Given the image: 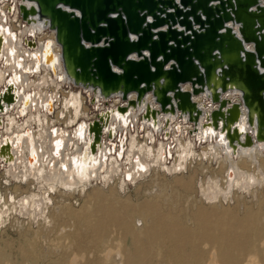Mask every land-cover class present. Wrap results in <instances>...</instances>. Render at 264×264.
<instances>
[{
  "label": "bare ground",
  "instance_id": "6f19581e",
  "mask_svg": "<svg viewBox=\"0 0 264 264\" xmlns=\"http://www.w3.org/2000/svg\"><path fill=\"white\" fill-rule=\"evenodd\" d=\"M23 5L30 11L35 7V4L25 0H0V108L6 112H0L3 118V123H0V168L3 164L5 173L13 181H33L43 195L39 197L40 194L33 193L25 198L20 209L23 215H30L32 221L38 222L43 218L50 225L53 220L50 215L47 217L50 202L47 195L52 192L63 189L69 192L86 191L94 187V183L103 182L106 185L115 177L120 180L118 186L125 187V183L130 186L136 184L150 177L152 172L173 174L187 170L190 173L188 177L176 175L173 183L176 182L183 191L191 188L196 197L202 194L211 201L220 197L211 206L220 203L222 197L227 200L232 191L228 202L236 191L235 197L240 206L239 192L258 187L252 193L258 196L260 208L254 210L244 204L245 217H235L223 224L221 220L225 218L214 219L206 209L184 217L172 210L175 215H168L166 211L164 214L167 215H161L159 205L152 204L148 205L150 210L141 211L139 221L142 228L139 230L124 212L109 206L106 201L97 210V213L100 212L93 225L92 240L95 245L101 246L100 251L104 254L102 264H264V137H256L255 122L248 121L240 92L230 89L221 95V99L228 101L224 114L228 116L232 109L235 118L232 123L226 124V130L223 120L214 125L211 118L212 113L219 109V104H213L209 99L214 96L213 89L193 95V101L202 113L193 122H190L189 113L178 111L176 105L174 112L163 113L152 93H147L141 102H137L135 92L128 94L124 101L122 93L114 95L110 101L113 104L108 106L105 100H100L93 104L94 111H97L95 120L101 125L100 143L94 147L92 139L88 142V128H93L88 125L91 122L88 108L82 92L73 90V87L82 88L71 84L65 72L56 34L37 15L30 13L25 21L22 18ZM252 49L250 46L249 50ZM134 57L137 58L136 55ZM63 88H70V92L61 94ZM182 89L192 91L190 84L182 85ZM218 91L221 92V89ZM129 104H135V107ZM121 105L122 108L119 107ZM234 105H238L239 109ZM57 108L59 111L54 123L51 117ZM126 108V113H122ZM64 124L66 127L61 126ZM231 134L232 142L227 139ZM138 135L145 140L140 141ZM152 142L158 145L150 146ZM197 143L207 144L202 154L195 149ZM174 155L175 161L171 164L169 159ZM206 155L208 163L204 162ZM215 157L218 160L221 157L217 169L213 167ZM195 161L199 162L197 166ZM166 163H170L169 167ZM209 173H213V180H203L199 187L200 175L206 177ZM219 176L221 182L217 180ZM155 185V196L164 197V202L168 204L166 207L171 206L170 188L167 186L163 190ZM8 201L0 194V229L10 220L13 204ZM45 205L48 207L44 210ZM87 213L84 212L82 217L88 216ZM223 215L226 217L227 214ZM112 225L127 240L131 239L129 255L125 252L128 247L122 246L123 242L116 241L118 245L115 247L112 242L114 236H107ZM144 232L148 233L149 247L141 244V235H136ZM26 257L30 260L28 255Z\"/></svg>",
  "mask_w": 264,
  "mask_h": 264
},
{
  "label": "water",
  "instance_id": "95a60500",
  "mask_svg": "<svg viewBox=\"0 0 264 264\" xmlns=\"http://www.w3.org/2000/svg\"><path fill=\"white\" fill-rule=\"evenodd\" d=\"M25 1L35 7L23 5L22 18L31 13L47 22L71 84L92 93V105L105 100L108 106L114 95L122 93L124 101L134 92L141 102L152 93L163 113L176 105L193 122L202 114L193 95L213 89L209 99L219 109L211 118L225 126L235 120L232 109L224 114L228 101L221 99L231 89L240 92L256 137H264V0ZM88 125V142L96 147L101 125ZM227 139L232 142V134Z\"/></svg>",
  "mask_w": 264,
  "mask_h": 264
},
{
  "label": "rangeland",
  "instance_id": "374dc122",
  "mask_svg": "<svg viewBox=\"0 0 264 264\" xmlns=\"http://www.w3.org/2000/svg\"><path fill=\"white\" fill-rule=\"evenodd\" d=\"M73 90L77 91L78 93L82 92L85 105L88 108V112H87L89 114L88 119H90L91 121L97 119L96 118L97 111L96 109L94 111L93 105L91 104V100L93 97L92 93L86 94L83 92L82 89H78L75 87H73ZM60 92L61 94L63 92L68 94V92H70V88H63L62 90H60ZM88 95H91V96H88ZM110 101L108 102V105L113 104ZM58 111H59V108L56 109L54 116L51 117L54 123L56 122L55 119H56V114ZM61 126L66 127L65 124ZM138 136H139L138 138L140 141L145 140V137H141L140 135ZM186 140H190V139L186 138ZM183 141L184 140H182V142ZM157 145H158L157 142L156 143L152 142L150 144V146H155V147ZM206 146L207 144L205 145V144L197 143V145L195 146V149L198 154L200 153L202 154L203 149ZM175 157L176 156L174 155V158L169 159L171 164L174 163ZM216 157L213 158V167L217 169L218 161L220 160L221 157L219 158V160ZM204 162L208 163L207 155L204 158ZM170 163L168 164L166 163V165L169 167ZM198 163L199 162L195 161L194 165L197 166ZM118 174L120 175V173ZM176 175L188 177L190 173L187 170L181 173L175 172L173 174H171L170 172H166V171H160L159 173H156V174L152 172V175L150 177L144 180H141L140 182L133 184L131 186L127 185L124 181L125 187L122 185L118 186V184L120 183V180L117 177H115L109 182V184H106V185L103 182L102 184L94 183V187L88 188L86 191H81L80 189L78 191L69 192V191H63L64 190L63 189L62 191H57L55 193L52 192L47 195V197L50 199L47 217L50 215L49 217H51L53 220L52 223L49 225L46 223V220L43 218L40 219V222L32 221L31 220L32 216L30 215L25 216L23 215L22 210L20 211V209L22 208V201L25 198L31 197L33 193L34 194L38 193L40 194L39 197H43V195L41 194L42 190L39 188V186L36 189V186L33 184V181H28V182L13 181V179L5 173L3 164H1L0 194L5 198L6 201L9 200L8 202L11 205L12 204L13 205L11 207L12 208L11 215L9 216L10 220L8 221L6 225H2V228L0 229V264H47V262H50L49 264H55V263L56 264H62V263L63 264H70V263L71 264H85V263L86 264H102L104 254L102 251H100L101 246L99 247V244L95 245L92 240H93V230H94L93 225L96 223L97 218H98V213L100 212L98 211L97 213V210H99L100 206L105 204L106 201L109 206H113L115 209L124 212V215L127 216L128 220L132 223V225H134L135 223L137 229L139 230H141L142 228V225H141L142 223L141 221H139V218L141 217V214H142L141 211L150 210L148 208V205H152V204L159 205L160 207L159 212L162 213L161 215H167V214L175 215L176 214L180 216L183 215L184 217L190 214L196 215L201 210L206 209L208 211L209 216H211L214 219H219L220 217L225 218L224 220H221L223 221V224L229 223L230 220L235 217L240 218V219L245 217L246 209H245L244 204H246L249 207H252L253 209L255 208L258 210V208H260L259 203H258V198H257L258 196L256 194L254 196V194L252 193V191L258 187L250 191L244 190L246 192H242V191L239 192V196H241L240 206H238V203H237L238 199H236L235 197V194L237 193L236 191L234 192V196L230 202H228V199L232 196L233 191L227 200H224L222 197L223 202L221 201L217 205L211 206L210 204L213 202L214 203L217 202V200L220 199V197L211 201L205 198L206 196H203L202 194H199L196 197L194 192H192L191 188H188L187 190L183 191L182 188L180 187L178 188V185L176 182L175 184L173 183ZM212 175L213 173H209L206 177L205 175L203 176L200 175L198 186L201 187V185L203 184L204 181H206V179L207 181H211V179L213 180L214 176L212 177ZM220 178L221 176H219L217 180L221 182L222 178L221 179ZM155 184H158L160 187H162L163 190L167 186L168 188H170L169 189V195H170L169 205L171 206L166 207L168 206V204L164 202V197L158 196V195H156L157 197L155 196L156 194V189L154 187L156 186ZM227 188H228V184H227ZM165 192L167 193V191ZM184 193L186 194L184 195ZM189 193L192 195H190ZM243 196L245 197V202L243 201L244 199ZM149 200H151L152 202ZM158 200L164 203L160 204V202L158 203ZM191 201H193V203ZM176 205L180 207L178 206L176 207ZM16 206L18 208L17 211H16L17 209ZM47 207L48 206L45 205L44 210ZM161 207H162V210H161ZM164 207H166L167 210ZM197 209H198V212H197ZM126 210L128 211L127 214H125ZM171 210L174 211L175 214L174 212L172 214ZM137 211H139V214H137ZM165 211L167 212V214L166 213L164 214ZM84 212L86 213L88 212L87 213L88 216L83 218L82 215ZM224 213L227 214L226 217L223 215ZM215 224H218V223H215ZM87 232L88 234H86ZM147 234L145 232L143 234H138V233L136 234V235H141L140 237L141 244L143 246L146 245L145 247H149L148 245H150L149 239L146 238ZM107 236L108 237L114 236L112 237L113 238L112 242L115 244L114 245L115 247L118 245L116 244L117 243L116 241H118V243L123 242L124 244L122 243V246L125 248L128 247L129 249L125 251L126 254L127 255L130 254V249L132 248L131 239L129 238L130 240H127L125 238V235L122 234V232L119 231L116 227H114V225L110 227ZM70 241L73 242V244ZM63 244L65 247L63 246ZM103 245L104 244H102V247ZM155 250L156 248H154V251ZM31 251L33 254L30 253ZM165 251H169V249H165ZM43 252L45 254H43ZM26 255L30 257V260L27 259ZM64 258L66 260L63 261ZM144 264H148V263H144Z\"/></svg>",
  "mask_w": 264,
  "mask_h": 264
}]
</instances>
